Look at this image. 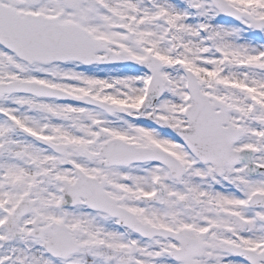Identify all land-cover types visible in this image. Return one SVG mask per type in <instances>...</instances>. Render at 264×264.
<instances>
[{
  "label": "snow or ice",
  "instance_id": "6c2138e0",
  "mask_svg": "<svg viewBox=\"0 0 264 264\" xmlns=\"http://www.w3.org/2000/svg\"><path fill=\"white\" fill-rule=\"evenodd\" d=\"M0 264H264V0H0Z\"/></svg>",
  "mask_w": 264,
  "mask_h": 264
}]
</instances>
